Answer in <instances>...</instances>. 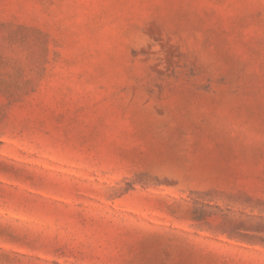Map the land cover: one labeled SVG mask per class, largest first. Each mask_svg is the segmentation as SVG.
Segmentation results:
<instances>
[{
  "label": "rangeland",
  "instance_id": "374dc122",
  "mask_svg": "<svg viewBox=\"0 0 264 264\" xmlns=\"http://www.w3.org/2000/svg\"><path fill=\"white\" fill-rule=\"evenodd\" d=\"M0 264H264V0H0Z\"/></svg>",
  "mask_w": 264,
  "mask_h": 264
}]
</instances>
